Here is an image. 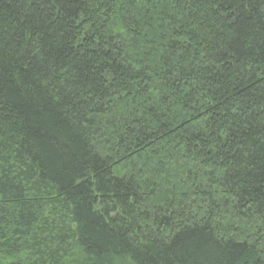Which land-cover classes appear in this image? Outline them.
I'll use <instances>...</instances> for the list:
<instances>
[{
  "label": "trees",
  "instance_id": "16d2710c",
  "mask_svg": "<svg viewBox=\"0 0 264 264\" xmlns=\"http://www.w3.org/2000/svg\"><path fill=\"white\" fill-rule=\"evenodd\" d=\"M264 0H0V264H264Z\"/></svg>",
  "mask_w": 264,
  "mask_h": 264
},
{
  "label": "snow or ice",
  "instance_id": "6c2138e0",
  "mask_svg": "<svg viewBox=\"0 0 264 264\" xmlns=\"http://www.w3.org/2000/svg\"><path fill=\"white\" fill-rule=\"evenodd\" d=\"M262 175H264V169H262ZM221 264H225V262H221ZM226 264H232V261L228 260Z\"/></svg>",
  "mask_w": 264,
  "mask_h": 264
}]
</instances>
